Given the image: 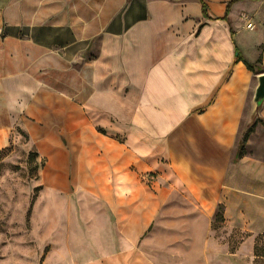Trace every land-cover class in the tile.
Here are the masks:
<instances>
[{
    "label": "crops",
    "instance_id": "0c3cea01",
    "mask_svg": "<svg viewBox=\"0 0 264 264\" xmlns=\"http://www.w3.org/2000/svg\"><path fill=\"white\" fill-rule=\"evenodd\" d=\"M203 1L206 16L200 0H0V151L19 129L67 136L62 168L77 154L79 184L124 238L81 264L256 263L264 0ZM155 154L186 194L143 180L163 171Z\"/></svg>",
    "mask_w": 264,
    "mask_h": 264
},
{
    "label": "rangeland",
    "instance_id": "374dc122",
    "mask_svg": "<svg viewBox=\"0 0 264 264\" xmlns=\"http://www.w3.org/2000/svg\"><path fill=\"white\" fill-rule=\"evenodd\" d=\"M246 131L244 123L239 142ZM52 133L35 135L19 129L0 151V264H81L85 258L112 253L110 241L124 240L110 222L107 207L79 184L77 154L70 168H62L60 157L68 148V137ZM153 162L163 171L143 175L149 186L158 182L156 187L171 193L188 192L163 154H155ZM179 203L194 207L188 199ZM213 226L220 237L221 221L215 219ZM241 238L237 234L231 240L233 251ZM263 248L264 237L259 241ZM255 264H264V258H256Z\"/></svg>",
    "mask_w": 264,
    "mask_h": 264
},
{
    "label": "trees",
    "instance_id": "16d2710c",
    "mask_svg": "<svg viewBox=\"0 0 264 264\" xmlns=\"http://www.w3.org/2000/svg\"><path fill=\"white\" fill-rule=\"evenodd\" d=\"M202 5H203V13L204 15L206 16L207 15V6L206 4L204 3L203 0H200ZM231 5V4H230ZM230 5L228 6L230 8ZM228 8V9H229ZM236 61L237 62H243L246 67L248 68V70H250L251 72H255L256 69H257V66H255L254 64L248 62L242 55L241 53L239 52V50L237 49L236 50ZM255 129V126H252L249 130H247L244 134V137H243V140L241 141V144H240V150H239V153L237 155V158L241 157L243 154H244V147L249 139V136L253 133ZM30 159L31 161H34V155L31 154L30 155ZM219 212L216 216V219L220 220L221 223L224 222V217H223V207L220 206L219 207ZM262 237H264V234H261L258 236V239L257 241H255V246H254V255L255 257L258 259V258H264V255H263V252H264V248L263 249H259V241L262 239ZM257 242V243H256ZM233 250V249H232Z\"/></svg>",
    "mask_w": 264,
    "mask_h": 264
},
{
    "label": "water",
    "instance_id": "95a60500",
    "mask_svg": "<svg viewBox=\"0 0 264 264\" xmlns=\"http://www.w3.org/2000/svg\"><path fill=\"white\" fill-rule=\"evenodd\" d=\"M264 102V74L258 78V87L255 92L254 103L257 107H260Z\"/></svg>",
    "mask_w": 264,
    "mask_h": 264
}]
</instances>
